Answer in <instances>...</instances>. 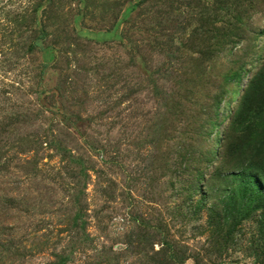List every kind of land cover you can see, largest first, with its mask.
Listing matches in <instances>:
<instances>
[{"label": "rangeland", "instance_id": "rangeland-1", "mask_svg": "<svg viewBox=\"0 0 264 264\" xmlns=\"http://www.w3.org/2000/svg\"><path fill=\"white\" fill-rule=\"evenodd\" d=\"M0 264H264V0H0Z\"/></svg>", "mask_w": 264, "mask_h": 264}]
</instances>
